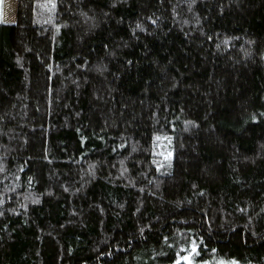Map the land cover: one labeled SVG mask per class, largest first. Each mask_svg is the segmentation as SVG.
<instances>
[{"label":"trees","instance_id":"1","mask_svg":"<svg viewBox=\"0 0 264 264\" xmlns=\"http://www.w3.org/2000/svg\"><path fill=\"white\" fill-rule=\"evenodd\" d=\"M0 0V264H264V0Z\"/></svg>","mask_w":264,"mask_h":264},{"label":"rangeland","instance_id":"2","mask_svg":"<svg viewBox=\"0 0 264 264\" xmlns=\"http://www.w3.org/2000/svg\"><path fill=\"white\" fill-rule=\"evenodd\" d=\"M17 0H3V21L5 23H14L16 20ZM188 264H192L188 262Z\"/></svg>","mask_w":264,"mask_h":264}]
</instances>
